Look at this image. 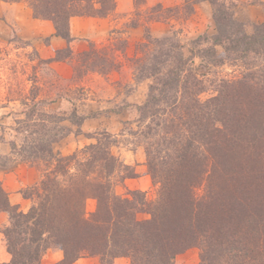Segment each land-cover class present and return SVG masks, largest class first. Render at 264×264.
Segmentation results:
<instances>
[{"label": "trees", "instance_id": "16d2710c", "mask_svg": "<svg viewBox=\"0 0 264 264\" xmlns=\"http://www.w3.org/2000/svg\"><path fill=\"white\" fill-rule=\"evenodd\" d=\"M3 1L26 3L34 17L52 21L55 35L67 42L72 17H104L115 9V0ZM209 2L214 33L192 39L189 55L174 36L152 37L147 32L127 57L135 82L150 79L128 135L144 148L155 199L148 200L138 189L123 197L115 194L116 183L134 176L112 153L116 136L100 131L90 136L95 142L62 155L53 145L71 129L61 122L80 130L87 116L74 108L69 115L43 113L47 119L41 123L50 135L41 131L31 140L33 146L20 149L22 161L42 162L38 181L23 193L31 199L27 211L11 204L0 182V212L9 215L1 232L10 254L1 264H44L42 256L50 248L62 251V258L50 264H72L86 256H98L102 264L116 257H126L130 264H176V255L191 247L200 251L199 264H264V151L257 147L262 153L256 160L248 152L249 146H258L255 139L264 131V121L258 118L264 111V102H259L264 97V21L248 32L234 16V0ZM127 44L121 37L102 45L90 42L77 54L82 71L74 72L117 70ZM64 49L65 57L73 60L69 47ZM60 51L49 61L62 60ZM196 57L208 72L228 61L246 64L259 58L261 72L219 78L215 95L202 100L206 80L205 73L195 71ZM257 141L260 147L259 137ZM16 148L11 145V150ZM0 159L3 169L8 157ZM88 198L96 200V208L87 216Z\"/></svg>", "mask_w": 264, "mask_h": 264}, {"label": "rangeland", "instance_id": "374dc122", "mask_svg": "<svg viewBox=\"0 0 264 264\" xmlns=\"http://www.w3.org/2000/svg\"><path fill=\"white\" fill-rule=\"evenodd\" d=\"M131 2V10L125 13L119 10L112 15L117 21L115 27L117 30L112 36L113 41L115 37H121L128 42L125 56L120 58L122 66L107 74L91 72L83 75V72L75 73L73 70L78 68L82 71L77 59L78 51L74 53L72 51L73 60L65 57L68 51L64 48L60 49L58 54L62 60L49 61L56 56V51L52 57L44 56L43 49L50 45L49 36L45 35L44 26L41 24L43 19L34 17L26 3L0 0V155L8 157L3 169L0 159V182L7 190L11 204L16 205L19 210L27 211L31 205V199L26 198L23 193L27 187L38 181L39 164L42 163L22 161L23 152L20 149L29 144V147L33 146L35 143L31 145V140L38 137L41 131L50 135L46 131L47 127L44 128L41 123V119H47L42 115L43 113L69 115L73 108L78 115L87 116L86 118L90 120L86 122L83 130L80 128L81 125L80 130H77V127L70 125L68 121L61 122V125L69 127L71 131L54 143V150L62 155H68L95 142L94 137L100 131L113 134L117 137L118 143L112 147V153L134 171L133 177L114 185L115 194L123 197L127 196L128 190L138 189L144 192L148 200L155 199L156 186L153 185L147 171L144 148L142 145H137V142L128 135L130 122H133L138 115L136 106L144 101L150 79L135 82L132 75L133 63L127 57L134 54L136 44L142 41L147 32L152 37L174 36L182 45L183 53L189 55L193 48L192 39L201 34L210 36L214 33L212 6L209 0H132ZM234 3L235 5L232 6L234 16L242 11L245 4H253L264 11V0H234ZM157 10L159 12H156ZM157 16L161 20L153 23L155 21L152 18ZM235 17L245 24L248 32H251L254 23L264 21V18L256 22L242 16ZM113 43L119 44L120 41ZM57 62L65 63L68 69L63 68L64 64ZM246 62L248 64L242 61L236 63L228 61L208 72V68L201 60L194 58L195 71L205 73L202 77L206 80L205 91L200 94V98L205 100L215 95L213 86L219 78L233 76L241 78V74L249 70L261 72L262 62L259 58H250ZM260 72L256 75L259 76ZM257 89L252 90L255 92ZM34 102L36 104L32 107L34 111L31 114L30 107ZM259 102H264V97ZM258 118L264 121V111ZM125 122L128 124L125 125ZM51 125L52 123L48 122L47 126ZM123 127L125 134L122 132ZM257 138L255 140L258 146L248 148L251 160H256V155L264 151L261 142L264 140V131L258 134ZM14 143L17 148L11 150V145ZM257 147L261 151H256ZM13 193H16L17 200L11 195ZM228 203L240 209L243 206L242 202ZM95 208L96 200L88 198L85 202L87 216L94 212ZM142 217L148 215L142 214ZM8 223V213L0 212V264L2 257L7 253L1 230ZM58 252L62 253L59 248L46 250L42 262L50 264L58 261L56 256ZM199 254L198 247L188 248L176 255L175 263L199 264ZM86 258V262L76 264H102L98 256H86ZM116 258L111 264H130L126 257Z\"/></svg>", "mask_w": 264, "mask_h": 264}, {"label": "crops", "instance_id": "0c3cea01", "mask_svg": "<svg viewBox=\"0 0 264 264\" xmlns=\"http://www.w3.org/2000/svg\"><path fill=\"white\" fill-rule=\"evenodd\" d=\"M132 0H115V9L113 12L104 17H92V16H74L70 19L69 23V33L70 41H66L60 36L55 35V28L53 23L50 20H42L44 26L45 35L49 36V47L43 49L44 56L52 57L54 52L60 49H63L67 46L71 51L80 53L88 48L90 42L96 44H105L112 40L113 34L116 32V23L112 15L119 10L122 12H127L132 8ZM160 2V1H158ZM161 3V2H160ZM242 16L243 18L249 19L251 21H262L264 18V11L260 7H255L253 4H245L242 11L236 13L235 16ZM153 23H158L157 21ZM152 25V23H151ZM64 64L63 68L68 69V66L63 62H57ZM89 118H86L80 128L84 129L86 122L89 121ZM3 185V184H2ZM4 187V185H3ZM5 189V187H4ZM6 190V189H5ZM7 191V190H6ZM14 196V199L17 200L18 197L16 193L11 194ZM3 213V212H1ZM57 259L62 258V253H57ZM1 260V263L7 262L10 260V254L7 252ZM117 259V258H116ZM86 257H81L77 259L73 264L86 262ZM53 263V262H52Z\"/></svg>", "mask_w": 264, "mask_h": 264}]
</instances>
